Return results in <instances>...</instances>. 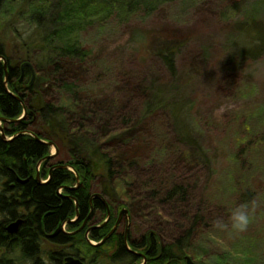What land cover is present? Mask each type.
<instances>
[{"label": "rangeland", "instance_id": "rangeland-1", "mask_svg": "<svg viewBox=\"0 0 264 264\" xmlns=\"http://www.w3.org/2000/svg\"><path fill=\"white\" fill-rule=\"evenodd\" d=\"M251 1L173 0L149 14L133 13L122 23L109 18L82 28L78 41L90 52L84 60L66 62L70 94L57 87L50 66L29 60L32 87L64 109L57 136L85 128L101 150L123 156L121 148L127 146L137 154L122 172L131 179L130 190L117 186L112 195L129 210L132 229L156 227L170 241L201 212L202 223H195L182 253L193 264H264V57L228 61L223 56L226 37L235 33L234 24L243 20ZM25 8L22 0H7L0 10V46L13 61L21 56V41L30 30L20 13ZM256 18L264 23L263 5ZM171 48L176 49L173 77L157 58ZM151 82L175 86L176 95L193 101L191 121L208 161L177 142L162 113L140 115ZM69 139L67 151H58L63 160L80 143L77 135ZM173 180L187 187L185 201L160 199L162 187ZM152 188L161 194L153 196ZM253 200L259 207L246 232L212 227L214 219H227L233 207Z\"/></svg>", "mask_w": 264, "mask_h": 264}, {"label": "trees", "instance_id": "trees-1", "mask_svg": "<svg viewBox=\"0 0 264 264\" xmlns=\"http://www.w3.org/2000/svg\"><path fill=\"white\" fill-rule=\"evenodd\" d=\"M6 1L0 0V10ZM22 1L26 8L19 11L25 18L26 30L30 29L28 36L22 39L20 45L21 49L23 48L20 49L23 59L28 62L33 59L40 64L50 66L55 73L54 82L57 87L70 94L73 93V85L65 80L66 62L71 59L84 60L90 52L79 43V30L93 24H103L109 18L122 23L133 13L149 14L160 4L173 0ZM261 5L264 6V0H252L243 12V20L236 21L234 24L235 33L228 34L225 39L226 50H223V56L226 57V60L232 61L238 58L246 61L264 57V23L256 18ZM237 7V2L231 6L233 9ZM0 48L2 49L1 46ZM35 48L39 51L38 57L33 54ZM3 53L5 56L7 55L6 52L3 51ZM175 55V48L166 49L157 54L162 67L171 77L176 74ZM1 75L2 67L0 65V109L9 117L15 116L20 112L21 105L10 93L3 91ZM23 85V93L19 98L26 110V117L22 122V128L29 131L32 136L20 134L6 144L0 143V180L13 178V175L28 178L24 184L8 188L5 192V200L0 197V207L4 205L6 207V209H0L1 218L6 217L2 221L22 217L18 231L12 235L8 234V241L0 244V253L11 256L0 257V264H41L42 257H37L40 252L38 244L31 243L32 235L39 228L48 232L56 227L65 216H71L74 213V201L77 208L86 209L88 205L102 207L103 203L98 198H91L88 201L89 196L93 192H97L107 205H119L114 199L112 200V195L117 190V186L124 191L130 190L131 179L123 177L122 172L126 167L133 165L130 159L137 155L132 154L130 149L126 148L127 146L121 148L125 151L123 156L101 150L99 144L93 142L85 128H83V133L79 130L73 133L65 130L60 133L63 138L61 140V137L57 136L55 128L64 124L65 114L62 106H54L41 98L39 92L31 84H28V79L23 82ZM16 86L17 83H15ZM147 88L148 91L138 109L140 115L148 117L151 114L162 113L167 119L166 124L169 132L174 135L177 142L192 147L198 155L202 156L203 160L208 161L205 148L200 144L198 135H196V125L191 121L193 101L187 96L176 95L178 92L174 90L175 86L174 88L173 86H156L151 82ZM10 126L13 124L11 123ZM76 135L80 143L74 149H70L69 163L78 175L79 187L71 191L70 196H67V193L56 192V188L61 183L74 182L75 180L74 175L62 169L52 171L50 179L46 183L37 184L33 181L30 175L34 163L44 157L48 150V146L34 136L53 142L55 147L65 149L67 146L65 144L70 146V142L67 141H70L69 137ZM64 139L67 142H64ZM141 149L143 151L146 147ZM141 154L143 152L139 153V155ZM151 190L153 196L160 192V189L152 188ZM161 192L160 199L164 201L178 199L185 201L188 197L187 187L176 180L164 185ZM1 194L3 193L0 191V196ZM200 213L197 211L192 220L188 219L187 228L183 229L181 235L168 243L167 257H159L152 264L183 263L181 254L188 247L193 226L202 219ZM3 232L2 229L0 231L2 236H4ZM91 237L98 240L101 236L93 234ZM27 239L29 242L26 241ZM78 240L83 242V257L89 264H101V260H108L112 264L115 262H117L115 264L118 262L127 264L129 261V257H102V250L107 249L104 245L109 240L101 245H91L84 238ZM119 243L121 247L119 254H126L122 249L121 241ZM108 244L113 247V243ZM113 245L115 246V242ZM107 252L109 253V249ZM52 258L56 264L61 259V257H46L50 260Z\"/></svg>", "mask_w": 264, "mask_h": 264}, {"label": "flooded vegetation", "instance_id": "flooded-vegetation-1", "mask_svg": "<svg viewBox=\"0 0 264 264\" xmlns=\"http://www.w3.org/2000/svg\"><path fill=\"white\" fill-rule=\"evenodd\" d=\"M14 60L15 61H13L8 55L5 56L0 48L2 89L4 92L10 93V95L17 99L21 105L20 112L17 115L10 117L5 115L0 109V143L2 144L8 143L20 134H29L32 136L29 131L22 128V122L26 117V110L19 97L23 93V82L28 79V84H31L33 68L31 63H29L30 65L23 64L26 60L23 59L22 54ZM15 83H17L16 87ZM11 123L13 126H10ZM34 137L42 143H45L48 146V150L44 157L35 161L30 177L37 184H43L50 179L52 171L58 169L66 170L74 175L75 180L74 182L61 183L56 188V192L59 194L67 193V196H70L69 193L76 190L80 185L78 175L69 163L70 158L65 160L59 158L58 151L61 149L60 147H55L53 142L40 139L37 136ZM49 143L52 145H49ZM51 147L52 149L55 147L56 150L53 149L51 151ZM27 178L28 177L13 175V178L1 179L0 183L2 187L0 188V191L3 194H1L0 197L5 200V192L7 189L14 188L17 184H24L27 181ZM94 194L99 193L93 192L89 196L88 201H90L91 198H98L103 203L102 207L88 205L86 209L77 208L74 201V213L71 216H65L59 221L56 227L48 232H45L42 228L35 231V234H33L34 236L32 235L31 243L33 245L35 242L38 244V250L40 252L37 254V257H61L58 264H64L65 257H73L80 260L83 264H89L87 263V260H84L83 258V242L78 240L80 238L82 240L84 238V240L91 245H101V243L109 240L106 245H104L107 249L102 250V257H129L127 264H152L159 257H167L168 243L172 242L173 239L168 241V239L164 237L156 227L148 225L136 226L132 229V218L126 207L122 205H107L106 202L105 205L103 201L104 199L101 195L93 196ZM0 209H6L5 205L1 206ZM2 219H6V217L1 218L0 216V231H2V229L4 231V236L0 234V244L6 243L8 241L7 235L15 234L22 223V217H15L8 221H2ZM16 220L20 221L14 228V231L8 232L6 226ZM93 234L101 237H99L98 240H94V238L91 237ZM104 236H106L104 240L97 243ZM26 241L29 242V239ZM119 241H121L122 249L126 252L124 255L119 254L121 251ZM114 242L115 246L113 245ZM108 243H113V247H110ZM108 249L109 253L107 252ZM184 256L185 255L181 254V257H183V264H185ZM0 257L11 256L0 253ZM45 260L41 259L40 263L56 264V261L53 260V258L52 260L45 258Z\"/></svg>", "mask_w": 264, "mask_h": 264}, {"label": "clouds", "instance_id": "clouds-1", "mask_svg": "<svg viewBox=\"0 0 264 264\" xmlns=\"http://www.w3.org/2000/svg\"><path fill=\"white\" fill-rule=\"evenodd\" d=\"M257 207H259V203L256 200L249 203H241L231 209L227 219H214L212 227L223 232L244 233L253 221Z\"/></svg>", "mask_w": 264, "mask_h": 264}, {"label": "water", "instance_id": "water-1", "mask_svg": "<svg viewBox=\"0 0 264 264\" xmlns=\"http://www.w3.org/2000/svg\"><path fill=\"white\" fill-rule=\"evenodd\" d=\"M23 64L30 65L29 62H27V61H24ZM49 145H52V144L49 143ZM53 149L56 150L55 147H53ZM93 196H99V194H94ZM104 203H105V201H104ZM105 205H106V203H105ZM19 221L20 220H16L14 222L9 223L6 226V230L8 232H13L14 231V228L17 226V224L19 223ZM109 233H110V231H109ZM105 237L106 236H104L102 239H100V241L97 242V243L102 242ZM184 261H185V264H193V262L191 261V259L187 255L184 256ZM64 264H83V263L80 260L76 259V258H73V257H65L64 258Z\"/></svg>", "mask_w": 264, "mask_h": 264}, {"label": "bare ground", "instance_id": "bare-ground-1", "mask_svg": "<svg viewBox=\"0 0 264 264\" xmlns=\"http://www.w3.org/2000/svg\"><path fill=\"white\" fill-rule=\"evenodd\" d=\"M190 258V257H189ZM192 261V260H191Z\"/></svg>", "mask_w": 264, "mask_h": 264}]
</instances>
